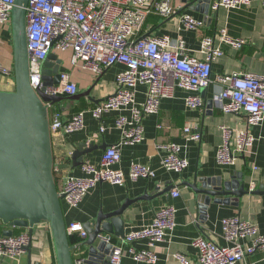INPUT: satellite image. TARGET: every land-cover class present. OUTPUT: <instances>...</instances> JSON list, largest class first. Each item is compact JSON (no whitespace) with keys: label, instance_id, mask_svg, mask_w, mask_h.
<instances>
[{"label":"crops","instance_id":"crops-1","mask_svg":"<svg viewBox=\"0 0 264 264\" xmlns=\"http://www.w3.org/2000/svg\"><path fill=\"white\" fill-rule=\"evenodd\" d=\"M214 1L172 0L177 8L172 17L149 15L145 34L154 37L167 35L172 42L183 39L184 53L190 56L202 57V38L215 35L219 41V31L222 28H226L231 38L242 39L244 42L240 47L222 43L224 54L213 61L212 81L208 87L201 88L196 93L176 87L172 96L161 100L158 114L144 116V139L140 143L122 145L121 159L114 165L115 169L122 170L127 177L123 185L100 182L77 207H70L63 199L67 225L80 222L87 232L86 236L79 232L69 234L74 260L81 257L83 264L101 263L87 261L93 248L98 247L103 240L98 235L107 233L103 224L110 219L108 216L127 201L128 204L122 213L125 236L150 225L156 212L167 205H173L177 209L176 226L164 241L155 245L154 250L158 256L155 263L136 261L133 258L131 250L148 247L146 239L124 243L122 240L125 236L111 233L109 242L113 247L121 245L124 249L120 264H180L174 256L175 253L185 254L191 264H199L198 249L192 244L193 240L204 236L220 245H226L228 242L224 238L222 220L227 217L240 216L254 221L260 232L264 233V121L256 125L249 124L245 112L226 113L216 100L221 90V84L217 81L219 74L247 71L264 74V8L262 0H253L249 5L214 10ZM183 13H189L202 20V28L185 29L180 22ZM56 53L62 60L61 82H75L79 89L77 94L91 91L89 97L83 96L78 100H71L70 96L59 94L64 97L63 100L49 110V119L59 111L64 121L71 119L78 112H84V126L81 129L69 133L63 130L52 133L54 177L58 190L61 191L68 176L86 175L81 167L83 162L98 163L105 150L121 139V130L116 126L118 113L110 112L98 119L93 115L92 109L115 90L116 77L123 66L115 64L96 75L90 70L74 67L70 60L71 51ZM0 63L13 67L11 22L0 24ZM14 87V76L8 77L0 73V90H13ZM146 92L147 85L141 84L137 87L138 102L145 100ZM190 94L200 95L205 100L204 106L198 109L189 108L185 98ZM187 125L200 131L199 140L190 139L184 133V127ZM222 125L234 131H248L256 138L251 151L241 155L234 165H223L217 160V150L223 141L220 128ZM172 142L181 145L180 155L188 160V166L181 172L168 171L162 165V158L166 154L163 145ZM81 143H86L88 147L94 145V149L77 158V162L73 158V152ZM134 162L149 165L155 170V176L132 180L129 173ZM232 175H241L239 180L247 193L240 198L236 195L226 196L228 202L216 203L211 200L206 206V213H202V202L197 201V195L190 185L202 186L206 181L211 182L222 176L230 179ZM174 188L180 191L177 197L171 194ZM8 228V225L0 221V233L3 234ZM12 229L14 234L28 231L27 228ZM108 250L112 253L110 248ZM38 262L56 264L50 229L44 224L36 225L31 250H26L18 262L0 256V264ZM238 264H264V250L257 249L247 254Z\"/></svg>","mask_w":264,"mask_h":264},{"label":"built area","instance_id":"built-area-1","mask_svg":"<svg viewBox=\"0 0 264 264\" xmlns=\"http://www.w3.org/2000/svg\"><path fill=\"white\" fill-rule=\"evenodd\" d=\"M253 0H215L212 8H236L249 5ZM15 0H0V24L11 22ZM264 8V0H262ZM177 8L172 0H29L27 7V45L29 53L30 83L34 89L42 87L43 64L51 52L71 51L74 67L101 74L106 68L120 64L123 69L117 74L115 90L93 109V115L101 119L105 114L117 112L116 126L122 136L118 143L110 145L98 163H82L84 177L68 176L60 193L70 207H77L89 191L100 182L123 185L126 175L114 165L121 159V147L140 143L144 139L143 118L146 114H158L163 98L173 95L176 87L196 93L208 87L212 81V64L224 54L222 43L240 47L242 39L231 38L226 28L219 31V41L215 35H206L201 40L202 57L184 53L185 41L172 42L169 36L154 37L145 34V25L150 14L170 18ZM185 29H200L203 21L189 13L180 16ZM0 73L14 76L13 67L0 63ZM217 81L221 90L216 96L217 103L226 113L247 114L249 124L264 121V74L247 72H227L219 74ZM147 85L146 98L138 102L137 87ZM79 91L75 82L60 83L47 88L48 94L72 96ZM192 109L204 106L205 100L198 94L185 98ZM50 121L51 133L63 130L67 133L84 126V112H78L64 121L62 114L55 112ZM223 141L217 150V160L223 165H234L241 155L251 151L256 138L248 131H234L226 125L221 127ZM104 127H101V131ZM190 139L199 140L201 133L190 125L184 127ZM166 154L162 165L168 171L181 172L188 166V160L180 155L181 145L166 143ZM155 170L149 165L134 162L129 177L132 180L152 178ZM172 196L180 191L172 189ZM177 209L167 205L155 214L150 225L128 233L124 243L146 239L148 247L132 249L136 261L155 263L158 259L154 247L166 239L176 226ZM50 229L49 223L40 222ZM38 224V225H39ZM36 227V225H35ZM34 227V228H35ZM224 238L228 242L220 245L214 240L199 236L192 244L198 249L199 264H238L247 254L257 249L264 250V233L251 220L240 216L222 220ZM68 234L87 232L80 222L67 225ZM99 238L110 241L111 237L99 234ZM31 236L28 231L14 235L0 233V256L18 262L26 252ZM123 247L115 245L111 262L120 264ZM180 264H191L182 253L174 255ZM75 264H83V258H76Z\"/></svg>","mask_w":264,"mask_h":264},{"label":"water","instance_id":"water-1","mask_svg":"<svg viewBox=\"0 0 264 264\" xmlns=\"http://www.w3.org/2000/svg\"><path fill=\"white\" fill-rule=\"evenodd\" d=\"M28 3L29 0H15L11 15L15 87L13 90H0V221L9 227L3 231L5 235H14L13 227L28 229L31 236L26 248L28 251L31 250L35 225L49 223L56 264H75L63 210L64 194L58 190L54 177L49 121L50 108L64 97L46 93L47 88L56 87L62 81V60L56 52H51L43 64L42 87L34 89L31 86L27 45ZM90 92L87 90L69 99L89 97ZM93 147L81 143L73 152V158L78 162L77 158L93 150ZM239 177L241 175H232L230 179L222 176L206 181L202 186L190 185L197 201L202 202L201 212L206 213V206L211 200L228 202L226 196L240 198L246 194ZM127 204L128 201L108 216L110 219L103 224L107 236L111 237V233L125 236L122 213ZM109 248L112 252V243L102 240L98 247L93 248L87 262L113 264Z\"/></svg>","mask_w":264,"mask_h":264},{"label":"trees","instance_id":"trees-1","mask_svg":"<svg viewBox=\"0 0 264 264\" xmlns=\"http://www.w3.org/2000/svg\"><path fill=\"white\" fill-rule=\"evenodd\" d=\"M0 232H1V230H0ZM19 234V233H18Z\"/></svg>","mask_w":264,"mask_h":264}]
</instances>
